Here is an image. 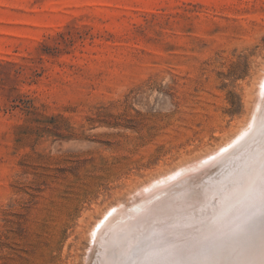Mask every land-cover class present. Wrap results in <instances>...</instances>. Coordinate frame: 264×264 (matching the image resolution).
<instances>
[{
    "label": "rangeland",
    "instance_id": "1",
    "mask_svg": "<svg viewBox=\"0 0 264 264\" xmlns=\"http://www.w3.org/2000/svg\"><path fill=\"white\" fill-rule=\"evenodd\" d=\"M263 72L264 0H0V264H127L137 191L216 150L252 175ZM263 239L197 264H264Z\"/></svg>",
    "mask_w": 264,
    "mask_h": 264
},
{
    "label": "bare ground",
    "instance_id": "2",
    "mask_svg": "<svg viewBox=\"0 0 264 264\" xmlns=\"http://www.w3.org/2000/svg\"><path fill=\"white\" fill-rule=\"evenodd\" d=\"M261 84L264 88V77L261 79ZM261 93L263 92L261 91ZM257 97H259V95ZM255 106H257V104H255ZM261 106H259V108ZM250 120L252 121V119ZM249 128L252 129V127ZM241 129L243 128L241 127ZM242 131L240 130L241 133ZM245 133L244 136L246 137L248 134L245 135ZM237 136L240 137V139H238L242 141L241 137L243 135L239 136L237 134ZM232 137L234 138L236 136L232 135ZM235 142L234 138V144H237ZM221 146L223 147V145ZM225 147L226 144L224 145V149H229V147ZM220 151L216 150L214 154L211 152L212 155L209 154L210 156L208 155V157L206 155V157L200 160L182 166L177 169L175 173L165 178L155 181L154 179L151 180L154 181V185H151L153 186L151 187L147 184L149 187L148 190L144 188L143 191L140 190L141 193L137 191L139 195H135L142 201L140 204L137 203V201L129 204V207L132 206L130 210H127V208H129L128 206L126 208V212L130 211L129 216L134 217L133 221L129 219L131 221H129L130 224L134 227L130 229V231H126L128 232L127 235L131 234L134 235V237L129 240L126 250L129 251L133 245L137 244L139 240L145 237L135 250L143 251L147 246L154 245L146 251L150 252L152 249L156 250L155 254L151 255V261L147 264H197L205 255V258H208V256L215 251L214 254L209 257L212 259L216 254L218 256V253L224 251L225 248L229 249V245L235 246V243H238L240 240H249L255 230L258 233H260V231L264 233V159L260 164L258 161L259 166L253 170L254 173L252 175L243 172L245 171L244 167L241 172L243 176L238 181L233 180L234 176H231L232 173L230 175L228 173L225 179H223L221 173H219L223 169L220 168L222 169L220 171L217 169V166L223 164L222 161L224 157H221V154L218 153ZM224 153L225 152H223V154ZM253 161L255 160H252V162ZM241 162H243V160ZM247 176H249V180L245 178ZM233 181L236 182V184ZM130 198L132 199L133 197ZM116 210H118V208L115 209V211ZM115 211H111L106 215L111 221L115 219L114 222H117L116 218L123 217L125 213H115ZM124 223L126 224V222ZM125 224H123V226ZM97 229L106 231L105 226H98ZM106 232L109 233V231ZM123 234L126 235L125 232ZM95 238L93 240H95ZM119 240L122 241V239ZM106 242L107 240L105 243ZM118 243L120 244V242ZM123 243L124 242H122V244ZM123 245H125V243ZM248 246L250 245L248 244ZM128 251L122 258L124 262L129 258L127 257ZM133 253H131L129 259H131ZM113 256L115 257V255ZM99 257V261H107L106 253ZM117 259L113 261L114 264H116Z\"/></svg>",
    "mask_w": 264,
    "mask_h": 264
},
{
    "label": "water",
    "instance_id": "3",
    "mask_svg": "<svg viewBox=\"0 0 264 264\" xmlns=\"http://www.w3.org/2000/svg\"><path fill=\"white\" fill-rule=\"evenodd\" d=\"M154 245H149V247L145 248L143 251H139V250H135L134 249V253L131 256V259L128 260L127 264H147L151 261V255H154L156 250L152 249L150 252H146L147 250H149L151 247H153ZM142 260V261H141ZM141 261V262H138Z\"/></svg>",
    "mask_w": 264,
    "mask_h": 264
}]
</instances>
